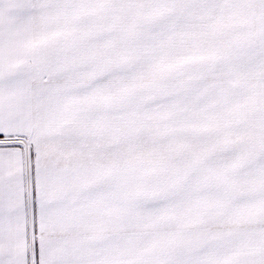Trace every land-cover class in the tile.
Listing matches in <instances>:
<instances>
[{"label": "snow or ice", "instance_id": "1", "mask_svg": "<svg viewBox=\"0 0 264 264\" xmlns=\"http://www.w3.org/2000/svg\"><path fill=\"white\" fill-rule=\"evenodd\" d=\"M0 264H264V0H0Z\"/></svg>", "mask_w": 264, "mask_h": 264}]
</instances>
